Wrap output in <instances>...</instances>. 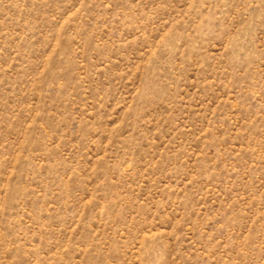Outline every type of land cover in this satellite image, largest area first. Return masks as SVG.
<instances>
[{
    "label": "rangeland",
    "instance_id": "374dc122",
    "mask_svg": "<svg viewBox=\"0 0 264 264\" xmlns=\"http://www.w3.org/2000/svg\"><path fill=\"white\" fill-rule=\"evenodd\" d=\"M0 264H264V0H0Z\"/></svg>",
    "mask_w": 264,
    "mask_h": 264
}]
</instances>
